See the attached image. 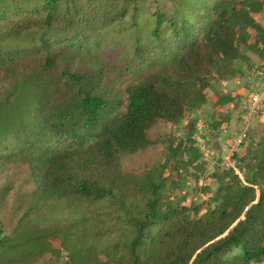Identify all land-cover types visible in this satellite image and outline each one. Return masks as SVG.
Segmentation results:
<instances>
[{"label": "trees", "instance_id": "1", "mask_svg": "<svg viewBox=\"0 0 264 264\" xmlns=\"http://www.w3.org/2000/svg\"><path fill=\"white\" fill-rule=\"evenodd\" d=\"M152 2L0 0V79L17 71L9 90L0 80V159L29 165L36 184L19 204L16 235L0 239V264L59 256L54 237L74 249L67 264L109 241L113 257L97 264L263 261L264 149L248 152L247 183L225 181L201 214L162 192L181 176L180 145L169 173L149 182L124 172L122 158L154 144L147 130L158 121L178 123L202 105L214 74L232 77L248 58L241 44L264 46L254 18L264 0ZM112 46L121 52L106 66ZM40 212L46 225L27 238ZM234 248L242 253L228 258Z\"/></svg>", "mask_w": 264, "mask_h": 264}, {"label": "rangeland", "instance_id": "2", "mask_svg": "<svg viewBox=\"0 0 264 264\" xmlns=\"http://www.w3.org/2000/svg\"><path fill=\"white\" fill-rule=\"evenodd\" d=\"M21 1L34 4L39 3L41 0ZM157 1L162 3V5H171L170 0H153V7L156 5ZM242 1L243 0H229L232 5L240 4ZM254 18L264 27V9L260 13H255ZM256 40L257 33L255 30H251L248 45L255 44ZM240 47H242L243 52L247 54L248 58H243L242 60L234 62L235 73L232 77L236 76L240 71L239 68H242L243 65L248 69L246 79L247 89L245 93H242L241 96L233 97L230 93L221 90L223 94H219L221 92L216 90V86L211 87V84H213L215 80L226 79L219 78L218 75L214 74L211 84L206 90V101L202 105L194 108L191 106L187 107L184 118L178 123H167L162 120L158 121V123L147 130L154 144L147 149L131 153L122 158L124 172L143 176L145 177V182H149L153 180V178L157 180L161 174L165 176L169 173V168L166 167L168 162H170L168 160L170 157H173V149L180 145L181 148L179 149L182 161L181 176H176V183L169 185L165 190L162 189V192L168 195L169 201L174 206L197 207L199 208V214L206 212L214 208L219 202L216 196L217 187L230 178L239 179L243 183H247L246 179L251 174L248 170L241 177L239 174L235 173L236 171L231 166L221 165L222 160H226L227 163L229 160L232 162L233 159L239 158V152L237 150L232 152L231 149L237 136L235 131L240 128V123L241 128L243 125L242 114L245 110L246 100H248L252 89L256 86V79L250 76L249 72H253L256 67L261 66L264 62V46L259 45L258 49H254L241 44ZM103 50L102 59L106 66H110L117 60L121 52L118 46H112ZM237 62L239 64H237ZM16 73L17 71L11 69L9 73L1 77L2 89L5 91L9 90V83L15 79ZM214 93H216V95L218 94L219 97L213 100L212 95H214ZM218 104H221L222 107H226L230 111L228 114L229 116L233 112L235 114L234 117L239 122L238 125L234 127L235 133L232 138V144H229L226 150V157L230 154V157H228L229 160L225 159L226 157L221 160V156L217 153L216 145L214 144L215 132L225 129V127L222 128L221 125L223 120H226L227 115L226 112L219 111L217 108ZM260 115L264 116V107L259 111V116ZM227 128L230 130L231 126H226V129ZM208 136L211 138L210 140H207ZM243 144L250 147L249 149H258V152L264 149V120L260 122L255 120V124L249 129V137ZM243 165L242 163L236 164L238 169H241ZM222 167H224V170ZM35 186L36 184L29 165L20 163V161L10 162L0 159V239L4 236L16 235L18 231L17 220L19 215V204L22 202L23 195L32 190ZM259 195L260 191L258 189L257 197H259ZM68 210V207H64L62 213ZM48 214V212H40L33 216L29 229L24 232L27 238L39 234V231L46 225ZM44 220L45 222L43 223ZM118 239L119 237L117 234L112 238L113 241ZM52 241L53 246L60 251V255L53 256L48 252L39 258L35 264H67L71 261L70 254L74 249L71 248L69 242L63 243V239L60 237H54ZM109 242L101 246L102 249L98 252L94 250L95 254L92 260L89 257L77 258L75 262L73 261V264H97L108 259L107 257H113V249L110 247ZM241 253L242 250L240 248H234L227 257L231 258ZM260 264H264V258Z\"/></svg>", "mask_w": 264, "mask_h": 264}, {"label": "crops", "instance_id": "3", "mask_svg": "<svg viewBox=\"0 0 264 264\" xmlns=\"http://www.w3.org/2000/svg\"><path fill=\"white\" fill-rule=\"evenodd\" d=\"M237 64H239V63L237 62ZM239 70L240 71L236 74V76H234L230 79L215 80V82L213 84H211V87L216 86V90L218 92H221V90H222L226 93H230L231 96H233V97L241 96L242 93H245V91L247 89L246 79H247V72H248L247 70L248 69L243 65L242 68H239ZM219 94H223V92H221ZM212 97L214 100V99H216V97H219V95L218 94L216 95V93H214V95H212ZM217 108L219 109L220 112H226L227 113L226 120H223V123L221 125V127L222 128L225 127V129H223V131L215 132V135H214V138H215L214 144L216 145V151L218 154H220V156H221L220 158L222 160L227 155L226 150L228 149L229 144L230 145L232 144V138L234 136V133L236 132V134H237L239 132V130L241 129V123H240V128L237 130L238 132L237 131L234 132V127H236L239 123L237 121V119L234 117L235 114L232 112L229 116L228 114L230 113V111L226 107H222L221 104L220 105L218 104ZM255 120L260 122V121L264 120V116L260 115V116H258V118L256 117ZM255 120L252 123V127H253V124H255ZM226 126L227 127L231 126V129L230 130H228V128L226 129ZM210 139L211 138L208 136L207 140H210ZM203 144H204V142H203ZM249 148L250 147H247L245 144L241 145L240 147H237L236 150L239 152V158L238 159L235 158L232 160V162H230L231 165L234 166V170L236 171L235 173L241 174L242 176L246 171H248V167H247L248 159H247V157H249V154H248V152L250 150ZM227 160H229V159H227ZM237 163H242L244 165L241 167V169L240 168L238 169L236 166ZM221 165L228 166L226 163V160H222ZM222 168L224 170V167H222Z\"/></svg>", "mask_w": 264, "mask_h": 264}, {"label": "built area", "instance_id": "4", "mask_svg": "<svg viewBox=\"0 0 264 264\" xmlns=\"http://www.w3.org/2000/svg\"><path fill=\"white\" fill-rule=\"evenodd\" d=\"M249 75L256 79V86L252 89L248 100H246L245 110L242 114V128L237 133L231 151H236L249 137V129L253 120L259 116V111L264 107V62L261 66L256 67ZM230 157V154L228 155ZM226 157V159H228ZM228 166L231 165L230 160L227 161ZM241 177L242 175L239 174Z\"/></svg>", "mask_w": 264, "mask_h": 264}]
</instances>
